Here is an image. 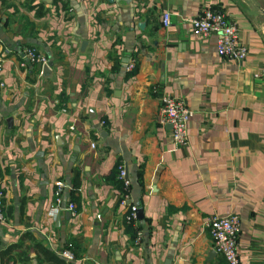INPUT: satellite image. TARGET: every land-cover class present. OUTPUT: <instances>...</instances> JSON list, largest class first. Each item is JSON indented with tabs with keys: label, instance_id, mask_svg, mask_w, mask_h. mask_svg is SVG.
<instances>
[{
	"label": "crops",
	"instance_id": "0c3cea01",
	"mask_svg": "<svg viewBox=\"0 0 264 264\" xmlns=\"http://www.w3.org/2000/svg\"><path fill=\"white\" fill-rule=\"evenodd\" d=\"M200 2L236 21L242 62L218 55L214 33L190 31ZM25 46L46 57L42 74ZM0 61V248L20 244L7 264H55L36 243L56 256L73 250L62 264H225L202 224L230 213L239 264H264V0H0ZM169 93L192 110L185 145L158 121ZM117 162L137 208V246ZM75 175L72 215L63 205Z\"/></svg>",
	"mask_w": 264,
	"mask_h": 264
},
{
	"label": "built area",
	"instance_id": "2783aa9c",
	"mask_svg": "<svg viewBox=\"0 0 264 264\" xmlns=\"http://www.w3.org/2000/svg\"><path fill=\"white\" fill-rule=\"evenodd\" d=\"M161 23L167 26L170 22L168 11L161 13ZM189 29L197 36L203 38L214 33L216 35L215 48L218 55L236 63L242 62L248 51V47L239 39V30L236 21L229 17L227 12L220 6L212 5L210 2H200L194 15L189 19ZM22 57L28 61L38 62L40 65L39 73L42 74L43 64H47L46 57L37 52L33 47L25 46L21 50ZM134 60L130 58L125 68L132 69ZM1 66V61H0ZM2 82L0 81V84ZM160 109L158 121L167 123L170 126V135L173 142L177 145L187 144L186 134L187 119L192 113L189 105L180 97L173 94H163L160 97ZM72 129L73 126L69 125ZM94 143H91L93 146ZM117 175L122 181V191L120 202L125 206L124 220L134 225L135 237L132 244L137 246L141 239V230L136 227L137 211L136 207L129 202L130 179L126 175L125 166L119 162L117 164ZM64 183L56 180L53 190V201L51 205L58 209L62 207V191ZM4 206V197L0 187V221H3L2 207ZM68 213L75 215V204L72 201H66L63 205ZM202 227L210 236L211 243L215 252L222 258L225 264H239L238 262V236L240 232L239 220L236 214L230 213L225 216L210 215L203 221ZM59 256L64 260L72 259L73 254L70 249L60 251Z\"/></svg>",
	"mask_w": 264,
	"mask_h": 264
},
{
	"label": "trees",
	"instance_id": "16d2710c",
	"mask_svg": "<svg viewBox=\"0 0 264 264\" xmlns=\"http://www.w3.org/2000/svg\"><path fill=\"white\" fill-rule=\"evenodd\" d=\"M115 60H118V58H115L113 60V66L114 68L117 67L119 60L117 62H115ZM136 68H135V64L132 66V69H130V71H128L126 73L127 76L129 75H132L134 72H135ZM63 98V97H62ZM61 96H59V101L62 100ZM119 162H117L118 164ZM117 164L114 168V174L115 177V185L119 191V194H120V197H121V194L123 193L122 191V181L121 179L118 177L117 175ZM72 186H71V189H69L68 191V200L69 201H72L74 203H78L79 201V195H78V185H79V179L78 177L75 175V177L72 179ZM130 229V228H129ZM130 242L132 243L133 242V239L135 237V229L133 231V229H130ZM72 244H68L67 246H71ZM20 246V244H12V245H9L7 247H4V248H0V264H7V262L10 260V261H15L16 259L14 258V254L13 252L15 251L16 248H18ZM68 247V248H69ZM34 248L36 250V253L41 257V259L45 262H52V263H55V264H62V260L60 259L59 256H56L52 251H50L49 249H46L44 248L41 244H34ZM73 251V250H71ZM74 254V253H73ZM18 260H22L21 258L18 257Z\"/></svg>",
	"mask_w": 264,
	"mask_h": 264
},
{
	"label": "rangeland",
	"instance_id": "374dc122",
	"mask_svg": "<svg viewBox=\"0 0 264 264\" xmlns=\"http://www.w3.org/2000/svg\"><path fill=\"white\" fill-rule=\"evenodd\" d=\"M257 87H259V94L264 100V73L257 78Z\"/></svg>",
	"mask_w": 264,
	"mask_h": 264
},
{
	"label": "water",
	"instance_id": "95a60500",
	"mask_svg": "<svg viewBox=\"0 0 264 264\" xmlns=\"http://www.w3.org/2000/svg\"><path fill=\"white\" fill-rule=\"evenodd\" d=\"M138 25L141 27L143 25V22H138ZM85 44V40L81 41V45ZM48 69V65L47 64H43L42 66V70H47Z\"/></svg>",
	"mask_w": 264,
	"mask_h": 264
}]
</instances>
